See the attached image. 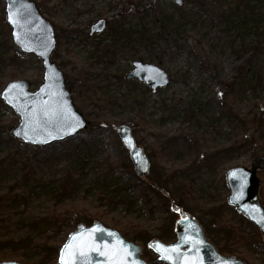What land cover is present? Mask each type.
<instances>
[{
  "label": "rangeland",
  "instance_id": "obj_1",
  "mask_svg": "<svg viewBox=\"0 0 264 264\" xmlns=\"http://www.w3.org/2000/svg\"><path fill=\"white\" fill-rule=\"evenodd\" d=\"M32 1H45L47 12H40L53 27L63 34L74 31L72 40L58 42L52 60L71 82L75 107L102 127L44 148L23 144L11 134L20 118L2 101L0 195L12 192L22 199L1 212L3 218L12 216L0 240L33 242L28 251H8L4 261L33 263L45 242L67 240L74 230L52 238L40 224L52 209L104 212L106 227L136 225L148 239L161 240L175 216L170 206L189 208L196 202L197 213L224 207L225 220L249 235L248 246L224 256L264 264L263 238L257 242L258 229L242 224L243 217L228 205L225 185L228 170L248 168L264 157V0H183L182 7L172 0ZM4 9L0 0V94L22 80L35 92L43 82L42 63L14 46L2 20ZM99 20L106 28L91 36ZM135 62L158 66L171 83L153 93L145 83L128 79ZM82 74L90 92L82 87ZM122 126L132 130L151 170L166 181L153 199L135 186L140 178L118 136ZM239 145L242 149L235 148ZM230 148L236 150L223 153ZM121 162L125 167H111ZM258 177L264 205V169ZM142 180L150 183L148 177ZM137 244L147 264H164Z\"/></svg>",
  "mask_w": 264,
  "mask_h": 264
},
{
  "label": "water",
  "instance_id": "obj_2",
  "mask_svg": "<svg viewBox=\"0 0 264 264\" xmlns=\"http://www.w3.org/2000/svg\"><path fill=\"white\" fill-rule=\"evenodd\" d=\"M172 1L179 7L184 4L183 0ZM4 3L6 24L11 29L14 46L23 54L39 59L43 67V82L35 92L30 91L28 81L22 80L10 82L0 94L3 103L20 118L19 124L12 130V136L23 144L41 148L77 136L90 122L75 107L72 92L66 86V77L52 61V54L57 47L54 27L32 0H4ZM105 28L106 21L99 20L91 26L90 34L102 33ZM127 78L145 83L153 93L166 88L171 82L166 71L142 62L133 63ZM118 136L129 152L136 175L140 178L148 176L151 169L149 156L138 146L132 130L122 126L118 129ZM261 161L256 158L248 168L235 167L228 170L225 181L229 191L228 205L257 227L264 242V205L260 198L261 181L258 177ZM233 172L237 175H231ZM171 211L178 216L174 229L177 241L165 244L152 239L149 242V249L158 256L159 262L171 264V261L163 258V252L157 250L159 246H179L176 253H169L177 257V264H245L235 256L221 254L196 217L177 205H172ZM69 244L73 246L68 250L73 253L71 264H147L141 259V245L125 238L117 229L106 227L98 221L91 226L84 223L78 225L61 248L56 264H62V255L65 261L70 259L65 254ZM82 244L86 245L82 254L77 253L75 249ZM1 264L21 263L6 261Z\"/></svg>",
  "mask_w": 264,
  "mask_h": 264
},
{
  "label": "trees",
  "instance_id": "obj_3",
  "mask_svg": "<svg viewBox=\"0 0 264 264\" xmlns=\"http://www.w3.org/2000/svg\"><path fill=\"white\" fill-rule=\"evenodd\" d=\"M44 5H45V1H42L39 4H37L40 10L46 11V7ZM2 20L5 21L4 15H2ZM54 28L56 31V37H57L58 42H60L64 38L65 40L73 39L74 31L69 30L67 31L66 34H63L57 26H54ZM8 32H10L9 29H8ZM79 77L83 81L84 85L82 84V87H84V90L86 92H90L91 90L90 87L85 85V82L88 78L87 75L82 74V75H79ZM66 85L71 90L72 85L69 79L66 82ZM0 104H2L1 100H0ZM88 116L90 118L91 115H88ZM237 118L238 117L236 116V119ZM90 119H89V122H90L89 129H94L96 127H99V128L102 127L100 125V121H97L96 119H91V120ZM238 120H240V122L245 123L242 119H238ZM185 138L186 136L183 137V139ZM253 139L254 141H256L257 138H253ZM243 144H245L244 148H248L250 141L246 140L245 142H243ZM235 148L242 149V146L239 145V147H235ZM235 148L227 149L223 153L230 154V152H232ZM125 161H128L130 163L129 160H125ZM111 167L118 169L120 167H125V164L121 162L117 166L114 167L111 165ZM261 169H264V157L259 165V170ZM148 179L150 180V183L145 184L143 180L139 179L137 182H135V186L141 188L144 191V193L148 196L149 199H153L154 197H156V195H158V192H162V190H165L166 181L159 177V174L157 173L155 169L151 170V173L148 176ZM190 186L191 185L188 184L186 187L187 193L189 194L191 193ZM184 196H185L184 198H186L187 194H185ZM21 199L22 198L20 195H13L12 192H8L5 195H0V214L3 211V209L10 207V204L21 202ZM187 199L191 200L189 197ZM190 203L192 202L189 201L188 204ZM196 204L197 203L194 202V204H192L189 208L188 207L184 208L182 206L183 205L182 203H180L178 206L182 207L186 212L193 215L195 212L197 213V210L200 208V207H197ZM224 211H225L224 207H222L221 210L209 208V209H206L204 213L199 210V212L197 213L199 216H197L196 218L203 225L209 240L216 246V248L221 254L237 255V253L240 252V249L243 246L246 247V245L247 246L249 245L250 237L249 235L245 233V230L243 229V227L235 226L232 223L227 222L223 216ZM11 216L12 215H8L6 218H3L0 215V231L1 229L5 227L6 221L8 222ZM104 218H105L104 212L103 213H89L88 211H80V210L73 209V208L65 209L64 211H58L56 209H52L51 212L47 215L45 219L41 221L40 224L42 225V228H44L47 232H50V233L52 232L53 234L52 238H56V236L62 234V232L64 231L75 230L78 227V225L81 223H84L87 226H91L96 221L98 222L103 221ZM25 220L26 219L22 220V222L26 223L28 221L27 220L25 222ZM176 220H177V216L175 215L172 221L173 223H172L171 228L169 227L165 231V233L161 235V241L169 243L176 238L175 232H174ZM241 220H242V224H245L247 226H253L246 219L241 218ZM30 224L28 225L29 228L31 229L37 228V227H34V223H30ZM114 227H118L121 234L127 239L135 243H142L144 246L148 247V242L150 239H148L147 235H145L144 232H142V230L136 225H121L120 223H116ZM40 229L41 228L38 227V230ZM255 236L257 237V242L262 243V237L258 230H256ZM64 243H65V240L61 244H57V243L54 244V243H51V241L45 242L42 248L40 250L38 249L39 254H41V257L33 263L28 261V264H56L59 259L60 251ZM32 244L33 242L31 238H28V237L17 240V241L12 240V239L0 240V263L4 262L6 257H8V253L10 251H12L11 253H15L20 250L28 251L32 248L33 246ZM34 252L38 254L37 250H35Z\"/></svg>",
  "mask_w": 264,
  "mask_h": 264
},
{
  "label": "snow or ice",
  "instance_id": "obj_4",
  "mask_svg": "<svg viewBox=\"0 0 264 264\" xmlns=\"http://www.w3.org/2000/svg\"><path fill=\"white\" fill-rule=\"evenodd\" d=\"M13 22H15V21H13ZM13 87H15V85H13ZM18 135H19V133H17ZM25 136H27V133H25ZM231 175H233V176H236L237 175V173L236 172H233ZM77 235H80V234H77ZM76 239V236H74L73 237V240H75ZM86 245H80V246H78L76 249H75V251L77 252V253H81L82 254V252H83V248L85 247ZM72 244H69V245H67L66 246V249H65V254L66 255H68L69 257H70V259L68 260V261H65V257H64V255H62L61 256V262H62V264H71V256H72V252H69L68 250L69 249H72ZM178 247L179 246H175V247H173V248H164L163 246H159L158 248H157V250L158 251H162L163 252V258L164 259H166V260H169V261H171V264H177V257H175L174 255H170L169 253H176L177 252V250H178ZM129 255H130V253H129ZM82 264H83V262H82Z\"/></svg>",
  "mask_w": 264,
  "mask_h": 264
}]
</instances>
